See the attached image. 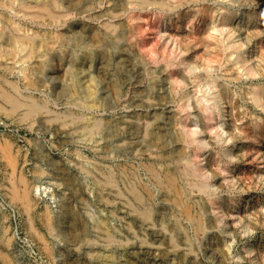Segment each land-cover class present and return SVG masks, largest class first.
<instances>
[{
    "label": "rangeland",
    "instance_id": "rangeland-1",
    "mask_svg": "<svg viewBox=\"0 0 264 264\" xmlns=\"http://www.w3.org/2000/svg\"><path fill=\"white\" fill-rule=\"evenodd\" d=\"M61 1L67 5L68 0ZM114 1L85 0L82 14L63 10L67 16L59 31L75 39L55 46V63L59 57L65 61L43 73L54 83L48 92L28 90L18 72L0 61V75L18 82L24 94L50 102L56 113L70 108L63 104L70 92L87 93L93 87L94 95L110 105L96 117H109L119 135L115 150L104 154L101 137L99 145L73 131L70 138L68 132L57 134L54 124L39 131L20 115L0 111V145L12 144L18 175L29 179L34 202L29 215L11 199V181L18 179L0 150V264H10L6 256L13 264H264V99L256 103L250 95L258 86L264 96V0H257L259 5L256 0H182L180 7L158 0L176 7L170 13L151 5L145 8L148 17L133 19L128 10L114 8ZM227 7L237 14L224 29L243 44L252 74L238 69L232 44L211 29L226 21L220 14ZM252 14L260 19L247 24ZM258 30L262 41L255 45ZM83 32L87 37L79 44L76 37ZM85 48L99 52L94 64L74 61L71 54L84 57ZM222 88L230 94L216 106L211 90ZM143 163L154 165L162 178L178 177L196 219L182 215L175 197L142 170ZM55 165L65 173L60 178ZM126 165L136 168L151 192V220L132 211L128 194L107 188L100 193L101 174ZM66 177L72 178L69 188ZM119 177L117 189L124 191V177ZM48 212L52 227L44 220ZM73 212L79 217L75 226ZM82 219L89 225L90 243L73 241ZM98 220L109 221L114 243L105 240Z\"/></svg>",
    "mask_w": 264,
    "mask_h": 264
},
{
    "label": "bare ground",
    "instance_id": "bare-ground-1",
    "mask_svg": "<svg viewBox=\"0 0 264 264\" xmlns=\"http://www.w3.org/2000/svg\"><path fill=\"white\" fill-rule=\"evenodd\" d=\"M84 1L85 0H68L67 5H65L66 6L65 7L61 0H36L33 2L34 4L33 3L30 4L29 2H27V0H0V61L3 64L5 63L10 64V69L12 71L18 72V74L23 78V81H25V87L28 90L30 91L47 90L48 92L50 89H52V85L54 84L53 80L50 81V75H48L47 73L46 75H44L43 73L52 71V69H55V66H57V64L59 63L62 64L65 61L63 60V57H59V62L55 63L59 54L57 55V53H55V51L53 50H55V46L57 44L60 46V48L65 47L66 44L68 43L69 37L72 38V40L75 39L74 35L73 36L70 35L68 37L66 33H63V31H59V28L63 26V22H64L63 18L67 16L64 13L70 9H76L77 12L80 14L84 13L85 11ZM126 1L127 2L125 4V0H115L114 8L122 9L126 11L128 10L130 19L137 17L142 18L143 16L148 17L149 13L145 12V8L151 5L158 6L157 9L160 12L162 11L167 12L169 10L170 13L172 12L173 7H176V5L171 8L167 6L165 2L166 0L162 2L158 0H156L155 2H153L154 0H132V1L126 0ZM167 1L169 2V0ZM174 1L180 2L182 0H172V3L171 2L169 3L173 4ZM179 2L174 4H177L179 6L178 4ZM241 3L243 4V2ZM128 4L132 6V9L128 8L127 6ZM257 4L258 5L261 4V1H257ZM174 10H177V8H175ZM236 14H237L236 10L227 7V9L222 11L220 14L222 20H226V21L222 25L212 24L213 27L211 26V29L213 32H218L222 36H224L225 41H227V43L232 44V49L234 48V50L231 53V55H233V53H238L237 54L238 57L235 60L237 61L235 64L239 66L238 69H244L243 71L247 70V74L248 73L252 74L254 72L253 71L254 69L253 66L251 67L252 64L251 63L249 64L248 61L249 59H246L245 58L246 56L244 57V53L246 52V50H244L243 44L237 43L236 38H234V33H232V31L227 32L224 29L225 27L230 26V24L232 23L231 19H233L232 17L235 16ZM249 15L248 17L252 18L255 17L256 14L254 15L252 14L251 16ZM214 18L215 16H213V21ZM246 19L248 21V18ZM259 19L260 18L256 16L255 18H253V20L250 19L249 22H247V24H251V23L253 24V22L255 21L257 22ZM147 21L149 22L148 18ZM216 22L217 21H214L213 23ZM30 25H32V27ZM43 27H45V30L42 29ZM48 28H54V29L53 30L51 29L52 32L50 33L51 30L49 29L50 30L49 31ZM86 37L87 34L83 32L79 35V37H76V42H79V44L80 43L83 44L81 40L85 39ZM253 38L252 39L255 40L254 43L255 45L256 42L261 43L262 41L260 32L258 36L257 35L253 36ZM100 41L104 44L114 45L113 41H110L109 43L104 42L103 39H101ZM256 47L260 48L259 45ZM83 52H85L84 57H81V55L76 53L71 54L74 56V61L77 64L79 63L78 61H82V62L89 61L91 64H94L96 62L97 59L96 56L97 54H99L98 51H96V54L94 55L91 49L85 48ZM103 55L104 54H102V56ZM104 60H106V57ZM77 75L80 76L79 73ZM219 90H211L212 91L211 98L216 102L215 103L216 106L217 104L222 102L224 97L226 98V96L230 94L228 91L229 89L227 90L225 88L223 89L222 92H220ZM22 91L23 90H21V87L19 86L18 82L11 81L10 79H7L2 75H0V97H1L0 99H2V101H0V111L6 113V116L20 115L24 122L25 121H29V123L31 122L32 127H35V125L38 126V129L37 127L36 129L39 131H46L47 129L50 128L51 125L53 126L54 124L56 125L55 128L57 134H60L61 132L63 133L68 132L69 135L67 136L70 138L72 134L74 135V133H76L79 135V137H81L82 140H86L87 142H93L99 145L101 142L100 140L101 137L102 140L104 141L102 145L103 146L102 151L104 154L111 153L115 150V147L113 146V140H115L119 135L118 132L116 131V128L112 120L109 117L106 118L104 117L103 119H99L95 115V113H98L103 109L107 110V108H109L110 105L108 103L105 104V102L104 103L101 102L96 97V95H94L93 87L89 86L87 93H84L83 91L82 92L77 91L75 93L70 92L69 94L70 96L69 97L67 96L68 100H66L65 102L64 99V103H63L68 106L70 105L69 106L70 108L69 109L67 108L68 110L66 112L63 111L64 113L54 112L53 110L50 109L49 106L50 102L45 100H40L39 98H37V96L35 97L30 92H29L30 95L24 94ZM250 95L252 96L253 100L256 103L263 102L264 96H263L262 87L261 88L258 86L253 87L251 89ZM61 101L62 100H60V102ZM77 108L80 109L81 111H77L76 110ZM206 110L209 112L208 108H206ZM72 131L74 133L71 134ZM60 142L64 143V141H60ZM36 145H37L36 152H38L39 155L43 151V148L41 144L38 142L36 143ZM0 146H1L0 148L1 154L3 155L2 157H4V159L7 161L6 164L11 169L10 174L17 176L16 180L18 179L17 181L14 180L11 181L12 179L10 180L12 182V187L10 189L12 194L11 199L14 202L22 204L24 210H26V212L29 215H31L33 211L34 202L31 196L32 192L30 188L29 179H27L22 174L18 175L19 158L15 153L14 148H12V144L7 140L4 144L1 143ZM118 152L122 154V151L118 150ZM141 168L142 170L149 172L152 176V179L154 178V180L157 182L158 185H160L163 189L169 191V193H171L172 196L175 197L176 204L180 206L181 213L184 217H186L189 220H194L197 218L196 215L194 214L192 203L186 200V198H184V191L180 188L178 177L170 173L167 174L164 178H162L160 170L158 171V169L154 165L143 163L141 164ZM56 169L58 171V176L60 178L61 173L63 174L64 171L59 170L57 166ZM91 172H92L91 170H88L89 174H91ZM101 175H104V177L98 183L101 186L100 193L104 194L106 190L104 191L103 188H107L112 191H117L119 194H121V196H123V193L128 194V196H130L129 197L130 200L128 201V204L131 207L132 211L137 213L140 216V218H142L144 221L153 219L154 211L148 203L151 192L148 186L146 185V183L138 176L136 168H134L131 165L120 166L118 171L113 170L111 168ZM118 175L124 177V184L126 186L124 191L122 189L121 190L117 189L120 186V180H119L120 177ZM187 176L188 173L186 174V177ZM65 184L68 188L71 187V185H73L72 178L66 177ZM78 218L79 217L77 213L73 212L72 220L74 226H75L74 221L78 222ZM136 219L134 220L136 221ZM44 220H46L47 225L51 227L54 226V219L52 218L49 212L45 215ZM108 222H106L105 220H98L95 223L99 228L103 230V233L106 237L105 240L107 242H111L110 244H112V242L114 243L116 241V234L115 231L113 230V227ZM82 223H83L82 229L74 231L73 241H76L75 243H80L83 241H87L90 243L89 237H91V234L89 231V225L87 224L86 220L83 219H82ZM179 228H180L179 223L173 225V229L178 230ZM198 230L199 231L202 230L201 224H198ZM0 239L3 238L1 237ZM6 259H8L10 264H13L9 256H6Z\"/></svg>",
    "mask_w": 264,
    "mask_h": 264
}]
</instances>
